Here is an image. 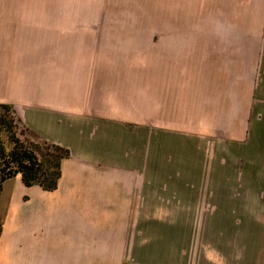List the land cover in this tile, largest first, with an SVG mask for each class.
Instances as JSON below:
<instances>
[{
    "label": "crops",
    "instance_id": "crops-1",
    "mask_svg": "<svg viewBox=\"0 0 264 264\" xmlns=\"http://www.w3.org/2000/svg\"><path fill=\"white\" fill-rule=\"evenodd\" d=\"M100 24L51 0H0V103L69 151L54 190L10 178L0 264H264V240L214 253L196 217L264 199L262 178L166 173L150 158L154 130L156 151L182 135L192 150L239 142L264 166V0H158L155 74L148 33L133 62L102 51Z\"/></svg>",
    "mask_w": 264,
    "mask_h": 264
},
{
    "label": "rangeland",
    "instance_id": "rangeland-1",
    "mask_svg": "<svg viewBox=\"0 0 264 264\" xmlns=\"http://www.w3.org/2000/svg\"><path fill=\"white\" fill-rule=\"evenodd\" d=\"M44 1V0H38ZM49 1V0H48ZM53 13L57 15H84L85 17L101 18V47L103 50H127L129 61L140 62V47H144L148 33L147 56L150 74H155L156 65V30L158 17V0H51ZM113 52V51H112ZM117 58H120L117 55ZM131 59V60H130ZM156 119H150L149 126L156 128ZM17 135L25 140L40 143V150L44 153L52 152V148L37 141L21 121L17 122ZM2 138L7 150L12 147L10 133L4 131ZM159 138L156 132L150 133V158H161L168 162L164 167L166 173L175 174H211L226 175L230 178L241 177L249 180H264L263 161L254 157L257 152L243 149L239 142L225 143L217 139L212 140V150H192L188 143V136H179L180 149L175 151H156ZM251 148V145H248ZM195 160L196 167L190 166ZM237 180V179H235ZM243 183H230V189L242 191ZM256 185V183H253ZM264 188V183H261ZM16 180L10 179L4 192L0 195V223L6 221L9 212V196L15 190ZM220 200L213 199V203ZM224 202V200H223ZM228 207L221 209L228 211L223 214L196 216L207 225V231H202L201 239L211 243L214 253L230 252L231 249H252V247H234L238 240H264V199L229 198ZM188 218V216H184ZM210 226L211 230H208ZM204 234L206 236H204ZM211 240V241H210ZM247 242V241H246ZM252 245L251 242L245 243ZM264 245V243H260ZM259 247V246H258Z\"/></svg>",
    "mask_w": 264,
    "mask_h": 264
},
{
    "label": "trees",
    "instance_id": "trees-1",
    "mask_svg": "<svg viewBox=\"0 0 264 264\" xmlns=\"http://www.w3.org/2000/svg\"><path fill=\"white\" fill-rule=\"evenodd\" d=\"M18 121L20 119L14 108L10 104L0 103V194L4 182L17 174H21L27 186L39 184L46 190L56 189L62 174V160L69 156L68 149L43 141V145H48L53 151L42 152L39 142L25 140L17 135ZM4 131L10 133V150H7L2 138Z\"/></svg>",
    "mask_w": 264,
    "mask_h": 264
}]
</instances>
